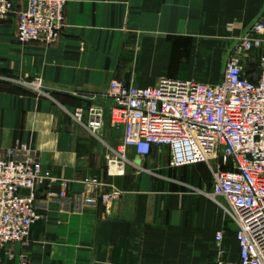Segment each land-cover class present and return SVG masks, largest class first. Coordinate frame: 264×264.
Here are the masks:
<instances>
[{
    "label": "crops",
    "instance_id": "crops-1",
    "mask_svg": "<svg viewBox=\"0 0 264 264\" xmlns=\"http://www.w3.org/2000/svg\"><path fill=\"white\" fill-rule=\"evenodd\" d=\"M26 1L15 0L16 11L0 20V152L17 149L15 160L40 162L54 180L38 187L40 218L28 241L0 249V264L237 261L238 228L207 195L209 167H172L167 147L148 156L128 147L117 174L106 155L122 143L123 128L108 118L95 133L89 112L109 102L115 79L138 87L164 78L221 82L234 38L264 21V0H67L56 41L21 43L17 12Z\"/></svg>",
    "mask_w": 264,
    "mask_h": 264
},
{
    "label": "built area",
    "instance_id": "built-area-1",
    "mask_svg": "<svg viewBox=\"0 0 264 264\" xmlns=\"http://www.w3.org/2000/svg\"><path fill=\"white\" fill-rule=\"evenodd\" d=\"M26 2V8L17 12L18 41H56L65 26L67 0ZM15 11V0H0V20ZM234 41L224 78L215 85L170 78L148 87L111 81L109 121L123 128L124 134L122 143L107 153L106 162L111 171L121 174L129 161L128 147L140 156L150 155L154 147H167L172 167L206 164L213 178L207 195L238 228L239 259L215 264H264V21H257ZM252 56L258 69L255 82L247 75ZM29 86L43 93L40 84ZM103 113L101 107L90 109L88 125L95 133L102 128ZM76 116L80 120L82 111ZM16 151L0 152V249L28 241L40 218L35 205L38 187L54 180L40 162L15 160ZM68 186V181H60L58 195L65 196ZM119 196L116 190L102 200L108 203ZM223 239V231L215 235L218 245Z\"/></svg>",
    "mask_w": 264,
    "mask_h": 264
},
{
    "label": "water",
    "instance_id": "water-1",
    "mask_svg": "<svg viewBox=\"0 0 264 264\" xmlns=\"http://www.w3.org/2000/svg\"><path fill=\"white\" fill-rule=\"evenodd\" d=\"M247 75H248L249 79L253 82L258 80V69H257V61H256L255 56L251 57V63H250V66L248 68ZM98 104L101 105L104 109L103 120L107 121V119L110 116L111 103L101 101ZM22 193L28 194L29 190H23Z\"/></svg>",
    "mask_w": 264,
    "mask_h": 264
},
{
    "label": "rangeland",
    "instance_id": "rangeland-1",
    "mask_svg": "<svg viewBox=\"0 0 264 264\" xmlns=\"http://www.w3.org/2000/svg\"><path fill=\"white\" fill-rule=\"evenodd\" d=\"M114 171V170H113Z\"/></svg>",
    "mask_w": 264,
    "mask_h": 264
}]
</instances>
